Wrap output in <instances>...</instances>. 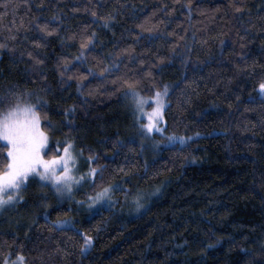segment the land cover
I'll list each match as a JSON object with an SVG mask.
<instances>
[{
    "label": "trees",
    "instance_id": "16d2710c",
    "mask_svg": "<svg viewBox=\"0 0 264 264\" xmlns=\"http://www.w3.org/2000/svg\"><path fill=\"white\" fill-rule=\"evenodd\" d=\"M15 2L21 5L15 13L8 10L0 16V42L7 43L8 49H13L11 52L8 49H0V95L12 86L29 89L39 87L38 84L29 81L26 72L28 58L19 59L21 51L25 50V43H21L24 33L15 31L20 18L23 17L27 22L33 16L41 14L51 16L57 9H63L64 12L71 14V8L82 6V4L72 3L71 0H63L54 9L51 5L56 4V0H44L45 11L39 13L36 6L40 4V0H27L26 6L24 0H15ZM131 2L136 3L137 6H147L145 14L154 7L171 6V0H131ZM226 2L227 0H193L190 21L180 4L176 5L175 19L167 26L162 25L166 32L175 29L179 36L185 37L176 44L175 56L172 46L176 43V36L167 40L157 39L153 42L152 52L169 57L164 62V67L158 73H154L157 82L160 85L165 83L179 85L185 95L190 98V103L185 104L181 109L177 106V98L183 100L184 97L179 95V89L169 97L172 107L165 113L166 135L171 133L192 135L197 131L207 133L213 128H220L219 119L224 114L212 110L209 105L216 103L227 108L220 93L224 91L225 81L228 76H233V72L217 68V65L213 63L193 74L192 64L218 55L220 34L227 32L233 25H238L239 20L247 21V15L233 14L227 8ZM258 3L260 0H248L246 8H251L252 13L255 14ZM217 4H220L221 10L212 14L210 10L215 9ZM112 5L113 0H108L107 7L102 11H110ZM200 9L205 10L203 14ZM4 11L0 9V12ZM163 17L164 13H158L156 19ZM68 23L73 31L81 23H87L96 29L99 40L104 42V46H98L93 54L100 57L113 51V45L108 43L110 39H114L112 31H115L118 37L121 29L131 22L124 20L112 30H101L99 23L92 24L87 14L78 13ZM185 28L188 29L187 32L184 31ZM193 31L197 32L195 38L192 37ZM13 34L16 35L15 41L9 39V36ZM228 35H234V33H228ZM205 37L209 39L208 44H201L199 41ZM28 39H32V34L28 35ZM248 39L251 40L248 48L252 50L255 64H252L250 58V68L245 69L239 76H233L231 85L233 89L245 85L239 93L242 101L241 111L248 103L249 95H257L255 84L260 77L264 76V56L260 55L264 36L257 34L255 37L249 36ZM51 44L55 45L54 53L61 51L58 40H52ZM186 45L190 47V51L187 50ZM136 50L141 49L137 46ZM64 51L70 56L77 54L78 41H67ZM229 51L224 49L226 54ZM54 53H49L50 59L46 65L49 69L51 56ZM182 57H187L192 63L185 66L181 62ZM94 64L95 61L89 60L81 66V70ZM252 69L254 74H250ZM210 70L213 73L211 76L208 75ZM199 77H205V79L202 80ZM221 77L224 79L222 80ZM185 78L191 87L185 86L183 83ZM49 80L51 81V75ZM193 80L195 83H191ZM216 81L219 83H215ZM144 83L148 84L149 81ZM89 85L93 88L99 85L102 91L88 97L86 117L83 115V110L77 113L75 118L78 125L77 149L81 146L85 148L91 146L97 151L101 155L99 163L109 164L105 172V180L112 181L119 180L123 176V173L114 174V168L125 164L127 156L129 160L127 168L140 173V175L132 176L131 182L124 179L123 187L131 189L128 195L157 186H161L162 191L158 197L148 198L147 210H142L136 215L124 212L126 200L123 192L114 194L119 198L123 197L125 201L122 212L103 211L91 220L90 213L84 211L80 214L73 221L81 232L94 237L93 247L85 256H82L79 250V245L83 241L73 232L66 234L56 232L50 240H45L48 236L47 230L40 232L37 228L26 229L25 226L31 222L33 215L43 212V208L35 206L33 202L31 217L28 215L16 225L0 228V264H3V257L10 254V257H13L17 252L25 255L26 264H39V261L35 259L38 250L44 249L46 253L51 252L55 248L56 241H60V247L66 248L69 254L54 253L50 258L45 255L47 264H259V261L264 260V199H262L264 184L254 180L255 175L264 172V129L258 124L260 116L264 115L259 108L260 100L257 98L255 105H248L256 108L255 113H246L244 117H241L242 120L256 122L257 127L250 128L248 132L237 131L231 142L228 137L214 135L193 139L186 147L179 144L166 146L162 136L154 135L152 138L159 141L161 146L156 152L148 147L141 152L140 137L136 135L132 109L123 98V89L98 79H90ZM208 89L213 91L209 92ZM151 94L150 91L142 92L145 96ZM64 96L65 99L60 101L61 109L79 102L75 93V84L71 86L70 91L64 93ZM232 101L235 102L234 96ZM201 112L206 113L204 119L198 116ZM239 115L240 113H237V116ZM50 116L54 121L63 118L55 112L50 113ZM65 132L67 129L61 128L52 133L51 142L55 144L56 139H62ZM105 138L109 140L135 138L136 143L128 144L120 150L119 155H116L110 144L102 143ZM129 148L136 151L130 152ZM87 154L85 151V156ZM192 157L196 158L195 162H191ZM145 162L149 165L147 175L144 174ZM165 181L167 183H163ZM254 184L255 190H253ZM93 192L94 189L88 185L85 190L78 191L76 197L82 200L86 194ZM27 194L22 205L27 202ZM39 196L36 192L28 194V197L35 199ZM72 205L71 211H68L70 208L66 203L59 207L55 204L50 206L49 219H57L58 213L60 218H70L75 210V205ZM64 213H67L66 217ZM38 223L43 225V219H39ZM98 226L101 227L99 232L96 231ZM26 230L27 236L24 234ZM209 230L215 237L223 239L220 245L202 254L201 241L209 242ZM68 237L72 239L65 244L63 241ZM185 241L188 243L185 244ZM22 244L25 245L24 248L20 247ZM177 245H183V247H177ZM241 249H248L252 256L244 255Z\"/></svg>",
    "mask_w": 264,
    "mask_h": 264
},
{
    "label": "snow or ice",
    "instance_id": "6c2138e0",
    "mask_svg": "<svg viewBox=\"0 0 264 264\" xmlns=\"http://www.w3.org/2000/svg\"><path fill=\"white\" fill-rule=\"evenodd\" d=\"M63 0H56V4L51 6L56 9L57 4ZM72 3L82 4L81 7H73L70 13L64 12L63 9L53 11L51 16H33L31 20L25 22L24 18H20L19 25L15 28L17 33L23 32L24 38L21 43H25V50L21 51L19 59L28 58L29 63L26 68L29 81L33 84H38V88H17L12 86L3 95H0V212L9 209H15L17 205L25 201L24 192L28 189L31 183H34L40 189V194L43 199L39 204L43 208V212L39 215H33L32 220L25 227L30 230L37 228L40 232L47 230L48 236L45 240H50L51 236L56 233L73 232L80 236L82 243L79 245V250L82 256L93 247L94 237L92 235L81 232L76 223L70 218H60L57 214V219H49V205L46 203L47 194L44 189H49L57 198L56 207H59L63 200H72L73 194L79 191L85 184H88L94 189L92 194H86L84 199L75 200L77 205L85 207L90 213L89 219L101 214L103 211L114 212L115 206L120 203L118 199H114V194L123 192L125 200L128 199V194L131 189L123 187L124 179L131 182L132 176L140 175L139 172L129 170L127 164L128 157H125V164L114 168V174L123 173V176L116 181L105 180V172L109 168L107 163H99L101 155L91 146H81L77 149V131L78 125L75 122L78 111L83 110V115L87 116L88 97L95 96L102 91L99 85L95 88L89 85L90 79H98L110 83L114 87L118 86L123 89V95L130 101L133 126L136 128V135L140 137V151L148 147L144 142L151 140L154 135L163 137L166 146H187L193 139L202 137H212L214 135L224 136L231 139L235 138L236 132H248L250 128L257 127V123L251 120L244 119L246 113H255V105L257 98L260 100V111L264 113V76L258 79L255 84L256 96L249 95L248 103L244 106L243 111L240 110L241 96L239 95L245 85L233 89V76H239L249 69V59H252V64H255L252 50L248 48L251 40L249 36L255 37L257 34L264 36V0L256 5L257 12L252 13L251 8H246L248 0H227L226 6L233 14L240 16L247 15V21L239 20L238 25H233L222 32L218 38V55L210 56L203 61H197L192 64V72L202 70L210 64L215 63L217 68H224L225 71L231 70L233 76H228L225 81L224 91L220 93L223 97L227 108L221 105L212 103L209 107L220 113H223L219 119L220 128H213L207 133L195 132L192 135H179L171 133L166 135L167 121L165 113L172 107L169 97L173 92L179 89V95L184 99L177 98V106L183 108L185 104L190 103V98L185 95V92L179 85H169L167 83L160 85L157 82V77L154 73H158L164 67V62L169 59L159 55L158 52H152L153 42L157 39L167 40L174 36L177 37L176 43L173 44V55H176V44L184 40V36H179L175 29L166 32L163 26H167L175 19L176 5L180 4L187 14V19L190 21L193 12V0H171V6L162 5L154 7L147 12L144 5L137 6L131 0H113V5L110 11H102L107 7L108 0H71ZM25 6L27 0H24ZM21 5L15 0H0V9L5 10L0 12V16L4 15L8 10L15 13L16 9ZM199 7V5H197ZM39 13L45 11L44 0H40V4L36 6ZM220 4H217L215 9H211L212 14L220 11ZM201 14L204 9H200ZM78 13L87 14L92 21V24L99 23L101 30H112L121 24V21L127 20L131 23L127 27L121 29L120 36H116L115 31H112V37L108 43L113 45V51L106 56L97 57L93 53L96 52L98 46L103 47L104 42L99 40L98 33L95 28L87 23L78 24L76 30H72L68 23ZM158 13H164L162 19H156ZM119 17V19H118ZM154 21V22H153ZM188 31L187 28L184 29ZM11 32V30H10ZM234 33V35H228ZM243 33V34H242ZM32 34V39H28V35ZM196 31L192 32V37L195 38ZM9 39L15 41L16 35H10ZM216 39V38H213ZM52 40H58L61 51L54 53L55 45L51 44ZM131 40V43L125 41ZM67 41H78L77 54L71 55L64 51L67 47ZM201 44H208L209 39L205 37L199 41ZM137 46L140 51H137ZM188 51L190 47L186 45ZM0 49H8L7 43L0 42ZM224 49L230 51L226 54ZM10 52L13 49H8ZM49 53H54L51 56V67H46L49 63ZM260 55L264 56V41L260 49ZM89 60L95 61L93 66L81 70V66L85 65ZM238 61V62H237ZM181 62L185 66L192 63L187 57H182ZM130 65H132L130 67ZM213 73L210 70L208 75ZM254 74V69L252 73ZM51 75V81L49 76ZM205 79V77H199ZM223 80L224 77H221ZM145 81H149L145 84ZM186 87H191V84L185 78ZM191 83H195L193 80ZM215 83H219L216 81ZM75 84V93L79 98L78 103L67 105L60 108V101L65 99L64 93L71 90V86ZM87 86V87H86ZM143 91H150L152 94L142 95ZM212 92L213 89H208ZM235 97L233 103L232 97ZM60 109V111H56ZM55 112L56 115H62V119L54 121L50 113ZM237 113H240L237 116ZM201 119L206 117L205 112L198 113ZM259 127L264 129V115L259 118ZM61 128H66L67 132L63 134L62 139H56L55 144L52 141V133L59 131ZM102 143L110 144L114 149L115 154L119 155L120 150L128 144L136 143L135 138L128 140H109L105 138ZM160 142L153 143V149L160 147ZM251 146V145H249ZM87 151V156H85ZM130 152H135L136 149L129 148ZM84 159L88 165L84 172L79 171V161ZM108 159V157H104ZM195 157H192L191 162H195ZM144 174L147 175L149 165L144 164ZM79 173V174H77ZM254 180L259 184H264V172L254 176ZM167 183V181L163 182ZM256 185H253L255 190ZM162 187L157 186L154 191L148 194L149 199L158 197ZM264 199V197H262ZM135 213H140L141 210H147L148 204L145 201L144 193L137 191L132 198ZM71 211V209H68ZM67 216V213H64ZM43 219L44 224L38 223L39 219ZM101 227L98 226L96 231L99 232ZM25 236L28 235L27 230ZM72 237H68L63 241L65 244ZM223 238H217L209 230L207 243H202L201 253H205L209 249H213L221 244ZM60 241L55 242V248L51 252H45L44 249L38 250V255L35 258L39 264H47L45 255L49 258L54 253L68 255L66 248L60 247ZM185 244L188 242L185 241ZM232 243H235L232 241ZM24 248L25 245H20ZM183 247V245H177ZM244 255L251 257L252 253L248 249H241ZM11 255V254H10ZM9 256L3 257V264H25L26 257L22 252L15 254V259ZM259 264H264V260L259 261Z\"/></svg>",
    "mask_w": 264,
    "mask_h": 264
},
{
    "label": "rangeland",
    "instance_id": "374dc122",
    "mask_svg": "<svg viewBox=\"0 0 264 264\" xmlns=\"http://www.w3.org/2000/svg\"><path fill=\"white\" fill-rule=\"evenodd\" d=\"M123 98L127 101V103L131 106L130 104V101L124 97L123 95ZM157 140L156 139H151V140H147L145 141L144 143L148 145V148L152 151H155L158 149H153L152 145L154 142H156ZM87 167L88 165L85 163L84 159H81L79 161V171L80 172H84L87 170ZM79 174V173H77ZM88 186V184H85L80 190H85V188ZM156 187L154 188H150V189H147V190H144V191H140L142 193H144V196H145V201L147 202V199L149 198L148 197V194L152 193L154 191ZM79 190V191H80ZM30 192L32 193H37L38 195H40L39 197H37L36 199L35 198H30L28 197V194ZM44 192L47 194V201L46 203L49 205V206H52V205H56L57 204V198L55 196V194L53 192H51L49 189H44ZM78 191L74 192L73 194V199L72 200H63L61 204L63 203H66L69 205V208L72 209V204L75 205V210H74V214L70 217V219L73 221L75 219H77V217L80 215V214H83V212H87L85 207L83 206H80V205H77L74 201L75 200H78L77 197H76V193ZM26 194H27V202L24 203L23 205L22 204H19L17 205V207L15 209H9V210H6L4 212H0V228H3L5 226H9V225H16L17 223H20L21 221L24 220V218H27V216L29 215V217H31L33 215L32 212H30L33 208H32V203L34 202L36 205L35 206H41L39 204V202L43 199V197L41 196L40 194V189L38 188V186L34 183H31L28 187V189L24 192V197L26 199ZM136 195L135 194H132V195H128V199L126 200V210H124L125 208V196L124 199L123 197L122 198H119L118 196H114V199H118L120 201V203H117L115 208L118 212H122L124 210V212H126V214H129L131 213L132 215H136L138 213H135L132 211V209L134 208V204L132 203V198ZM34 205V204H33ZM42 207V206H41ZM142 211V210H141ZM89 213V212H88ZM11 259H15V256L13 257H10ZM26 264V263H25Z\"/></svg>",
    "mask_w": 264,
    "mask_h": 264
}]
</instances>
